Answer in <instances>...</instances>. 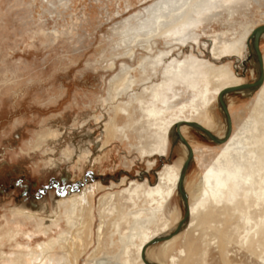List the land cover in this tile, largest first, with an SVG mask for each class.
Here are the masks:
<instances>
[{
  "label": "rangeland",
  "instance_id": "rangeland-1",
  "mask_svg": "<svg viewBox=\"0 0 264 264\" xmlns=\"http://www.w3.org/2000/svg\"><path fill=\"white\" fill-rule=\"evenodd\" d=\"M173 1L185 11L171 17L166 11L177 8ZM183 1L0 0V264H26L30 250L64 232L71 195L103 185L96 189V232L103 194L125 195L135 183L154 185L165 167L180 168L184 144H173L170 130L165 154L141 155L136 150L142 107L156 108L170 124L199 119L208 128L207 116L196 113L205 110L199 91L208 84L212 98L206 113L215 121L214 132H223L226 122L217 102V82L225 79V72L230 77L227 86L235 85L236 76L242 83L257 78L254 64L245 77L240 64L248 55L246 42L252 30L264 23V0H215L201 11L197 6L202 0L193 6ZM214 47L223 50L221 57L213 56ZM261 51L264 55V37ZM190 57L196 59L194 88L175 72ZM227 101L233 131L226 143L216 144L193 128L183 133L197 149L185 174L196 224L175 236L176 258L169 262L200 264L199 255L207 253L205 264H264V247L249 250L239 245L242 222L231 213V204L213 202L204 185L215 164L223 172L235 169L241 151L249 157L258 153L256 160L262 163L256 138L264 134V85L253 95L230 93ZM105 127L118 132L100 151L98 142L107 139ZM155 130L154 125L146 126L144 139ZM236 191L252 211L253 200L246 201L244 189ZM139 204L148 218L134 219L128 228L121 219L118 231L111 226L105 250L114 246L118 251L114 258L108 253L100 257L123 264L121 253L129 246L136 249L145 231L167 233L168 228L159 227L162 218L172 226L184 218L178 189L161 210ZM134 210L128 205L124 213L128 217ZM174 211L179 217L175 221ZM205 219L223 227L227 239L231 233L226 258L217 240L209 241L214 237L211 230L198 225ZM96 241L95 234L79 264L100 258H92ZM167 241L151 245L152 261L160 262ZM191 247L194 256L185 263ZM64 252L60 247L52 252L53 264L68 257Z\"/></svg>",
  "mask_w": 264,
  "mask_h": 264
},
{
  "label": "bare ground",
  "instance_id": "bare-ground-1",
  "mask_svg": "<svg viewBox=\"0 0 264 264\" xmlns=\"http://www.w3.org/2000/svg\"><path fill=\"white\" fill-rule=\"evenodd\" d=\"M195 1L197 0H185L183 2L185 3V6H186L188 4L192 5ZM212 1H215V0H202L200 2V5L197 6L199 11H201L202 9H205V6H206L205 4L211 3ZM173 3L175 4L177 8L171 9L168 12L166 11V13H171L170 15L171 17L177 16L178 14H181L185 11L184 10L185 8H183L182 10L178 8L180 6V2L173 1ZM191 11H192V8H190L189 12ZM161 22L163 23L166 22V19H162ZM263 37L264 35L262 36V38ZM260 44H261V41H260ZM247 49L249 51L248 44H247ZM222 55H223L222 49L218 47L213 48V56H215L216 58H219ZM242 60L243 59H241L240 65L243 68ZM195 61L196 59H194L193 57L192 58L190 57V59L183 61L179 65V67L175 69V72L177 75L185 77L187 84L191 88H194V83L192 82L194 72L192 71H194L195 69ZM263 63H264V55H263ZM250 64L248 66V71H249ZM254 65L258 70V64L255 61H254ZM254 73H255L254 69H252L251 74H254ZM224 75H226V77H224L225 79L224 80L218 79V82H217V86H218L216 88V91L218 93L217 101H218V96L220 92L224 90L225 88L230 87V86H227V84L230 82V77L227 72H225ZM235 81H236L235 85L243 84L242 79L239 76L235 77ZM263 85H264V81L262 85L255 91H245L244 90V91H239V92H243L248 95H253L258 90H260ZM210 93H211V90L208 84L203 85V87L199 91V97H200L201 105L202 107H205V110H203L202 112L197 111L196 113L198 117L207 116L206 118L209 121L208 129L211 130L213 133H215L217 136L222 138L226 132V125L223 128L224 129L223 132H214L215 131L214 130L215 121L212 120L211 117H209V115L206 113L207 107L209 106V103L212 98ZM229 94L225 95V100L227 102L228 109L230 110V103L229 101H227V97ZM155 98L156 100L159 99L157 94H155ZM140 117H141V120H140L141 134L139 135V140H138V143L135 144V147H136V150L139 151L141 155H151L152 156L154 153H157V152L161 155L165 154L167 145H168L167 135L169 133V130L170 132H172V130L174 129L177 123H181L180 130L182 134L185 133L188 130V128H193L203 133L201 130L196 129L193 126H190L186 123V122H192V121L194 122L198 121V123H200L199 119H195V120L185 119V120L178 121L175 124L173 123L170 124L167 122L166 116L165 118L160 117L159 111L156 108H153L151 106H148L146 108L142 107L140 109ZM200 124L205 127V124L203 122H201ZM153 125L156 127V130L152 132V136H150L149 138L154 136L153 137L154 140L152 139V141H150L149 138L144 139L143 132L146 131V126L150 128ZM232 125H233V121H232ZM117 129L118 128L113 129V128L105 127L107 139L104 141V143L98 142L99 143L98 147L100 151L110 143L111 139L116 135V132H118ZM232 131H233V128H232ZM231 135H232V132H231ZM231 135L224 142H221V143L215 142V143L224 144L232 137ZM262 136L264 137V134ZM262 136L260 135L256 138V142L258 144V151L260 152L259 155L262 160L261 164H258V160H256V158H258L257 156L258 153H256V155H253L252 157H249L246 151H241L239 155L238 164L235 169H232V170L227 169L225 170V172H223L220 170L219 165L215 164L216 167H213L204 178V185L206 187V192L208 193V191H211L209 192L210 193L209 195L211 197V200H213V202L220 203L223 201L226 204L228 203L231 204L232 206L231 213L234 216H237L238 220L242 222L243 224L244 234L241 235V233L238 232V235L240 237L238 243L242 247L247 248L249 250H251V248H253L254 246H258L259 248L264 247V138ZM189 144L194 153V158H193L194 160L195 155L197 153V149L193 147L190 142ZM184 148H185V158L182 159L183 161L181 163L180 168L175 170L170 167H165L162 171L157 173V182L154 185L148 186L149 184L146 185L147 183L139 184V183L133 182L135 184H133V186L128 189L125 195H120L119 193H116V191L110 192L109 194H105V195L103 194L99 202L98 213L100 215V222L98 224V228L96 232L94 230V226L96 224V213H95V208H94L95 196H96L97 190H99L100 187H103V185H100L99 187V184H98L96 187L94 186V188L85 189L82 193L71 195L68 200V204L66 205V209H65V215H66L65 222L67 223L66 224L67 229L61 234H59L57 237L51 238L50 240L45 241L43 244H41L38 247V249L36 250L33 249L32 251L30 250L31 253L29 252L30 254L28 255V258L26 259L27 260L26 264H48V262L53 264L55 256H53L52 252L58 249L59 247L63 249L64 251H66L64 253H66L67 254L66 256H68L65 260L62 259V261L59 262L60 264H79V258L81 254L86 249H88L92 245L93 242H95V234L97 237V241H96L95 250L93 251V254H92L93 256L92 258H98L100 257V255L104 253L105 254L108 253L109 255H112V257L114 258L115 257L114 254L116 251H118V249H116L113 246L112 249L108 251L105 250V240H106V235H108L107 231L110 228H112L111 226H114V229L118 231L123 221H124V225H126V228H128V225H130L134 219L136 220L135 222H139L140 220L142 221L145 218H148V216H146L145 211L142 208H140L139 202L145 203L146 208H149L153 211H155L156 208L158 209L163 208L162 206L164 205V203L169 202V200L174 196L176 190L178 189L179 181L181 179V174H182V168H183L184 162L186 161L188 157L189 148L185 144H184ZM96 159L97 158H94L93 160L95 161ZM79 161L81 160L79 159ZM185 178L186 176L184 177L183 183H184V188H185V191L188 197L190 215H189V218L184 221L182 229L186 228L189 225L193 226L196 224V223L193 224L194 220L196 219L195 212L189 200L190 194L187 188V180ZM247 188H249L250 190L249 191L246 190ZM237 189H244L243 194L247 202L250 198L253 200L252 206H254L253 207L254 209L252 211L250 210V207L247 206L248 204L244 205L242 200L239 199L238 197L239 194H237V191H236ZM128 205L133 210L134 208L135 209L138 208V209L134 210V212H132V214L127 217L126 212L124 213V208ZM128 212L129 211H127V213ZM253 214H257L258 216L255 217ZM156 215L160 217L159 214H156ZM177 215L178 214L174 211L171 219H173V221L177 220V217H178ZM121 219H124V220L120 222ZM162 219H163L162 223H160L161 221L158 222L161 224L159 227L160 229L168 228L167 233L165 232L166 234L160 235V233L159 234L155 233L156 230L152 232H149L148 230L145 231L142 237V243L138 245L136 249H132L129 246L126 249V252L121 253L120 257L124 261V262L121 261L123 264H134L133 256L135 254L137 255L136 258L138 259L136 264H147V261L156 263V264H175L174 262L175 260L172 262H169V261L172 258H176L174 257V253H173L174 251L173 244L175 242V236H177L179 232L174 235L172 234L174 230L179 226V224L181 223L183 219L173 226L170 222H167L164 218ZM198 225H200L204 231L208 229L211 230L214 237L209 238V241L217 240L216 243L221 253V256L226 258L228 247L231 245L233 241L231 239L232 238L231 233H229L228 239H227V237L225 236L226 233L224 232L223 227L216 228L207 219L203 220ZM234 228L236 229L237 227H234ZM160 237L164 238L163 239L164 241L166 240H169V241H167L168 245L165 247L164 250H162L163 252L160 254V259H161L160 262H154L151 260L149 256L151 245H153L151 244V242ZM192 245L193 244L191 243V246ZM206 254L203 253L202 255H199L200 264H205L204 260H205ZM179 255L183 257V252H181V254ZM193 256H194V252L191 247V249H189L188 252L185 253L183 257L184 262L186 263L192 260ZM262 261H264V257ZM113 262L114 261L111 260L110 258L100 257L97 261H95L92 264H113ZM116 264H120V262Z\"/></svg>",
  "mask_w": 264,
  "mask_h": 264
},
{
  "label": "water",
  "instance_id": "water-1",
  "mask_svg": "<svg viewBox=\"0 0 264 264\" xmlns=\"http://www.w3.org/2000/svg\"><path fill=\"white\" fill-rule=\"evenodd\" d=\"M264 35V24H261L259 26H257L256 28L253 29L252 33L250 34L247 44H248V48H249V54L247 56V58H245L243 60V65H245V68L243 70V73L245 74L246 72V66L248 65V63L251 60H254L257 64H258V70H257V78L253 81V82H246L240 85H235V86H230L225 88L224 90H222L218 96V106L221 110V112L224 115V118L226 120V132L225 135L221 138L219 136H217L215 133H213L211 130H209L208 128L204 127L203 125H201L198 122H186L188 125L193 126L196 129L201 130L204 133V136L216 143H221L224 142L225 140H227L232 132V119H231V115L229 113V109L227 106V102L225 100V95L229 94V93H233V92H239V91H255L257 90L263 83L264 81V63H263V55L260 49V41L262 36ZM243 74V75H244ZM180 124L181 123H177L174 127V129L172 130L171 134L173 136V144H176L177 142L181 141L183 142L185 145H187V147L189 148V153H188V157L186 159V161L184 162L183 168H182V174H181V179L179 181V186H178V190H179V194L183 200L184 203V218L181 221V223L179 224V226L174 230L173 234H176L178 232H180V230L182 229V226L184 224V221L186 219L189 218L190 215V208H189V202H188V197H187V193L185 191L184 188V177H185V173L187 171V169L189 168L191 161L194 158V153L193 150L188 142V140L186 139V137L182 134L181 130H180ZM164 238H157L155 240H153L151 242V244H155L159 241H162ZM147 264H156V263H152V262H148Z\"/></svg>",
  "mask_w": 264,
  "mask_h": 264
},
{
  "label": "flooded vegetation",
  "instance_id": "flooded-vegetation-1",
  "mask_svg": "<svg viewBox=\"0 0 264 264\" xmlns=\"http://www.w3.org/2000/svg\"><path fill=\"white\" fill-rule=\"evenodd\" d=\"M264 24V23H263ZM256 28V27H255ZM253 31V30H252ZM252 33V32H251ZM249 38V37H248ZM247 41H248V39H247ZM261 42H262V40H261ZM246 48H247V42H246ZM260 49H261V44H260ZM247 51H248V49H247ZM248 54H249V51H248ZM248 56V55H247ZM247 56L246 57H244L243 58V60L245 59V58H247ZM243 60H242V62H243ZM238 63V62H237ZM250 63H252V65L254 64V61L253 60H251L249 63H248V65L246 66V72H245V74L243 75V74H241V76L242 77H245L246 75H247V71H248V66H249V64ZM242 65H243V63H242ZM244 68H245V65H243V68H242V70H244ZM235 69H238V67L236 68L235 67ZM236 72H237V70H236ZM238 73V72H237ZM240 75V74H239Z\"/></svg>",
  "mask_w": 264,
  "mask_h": 264
}]
</instances>
